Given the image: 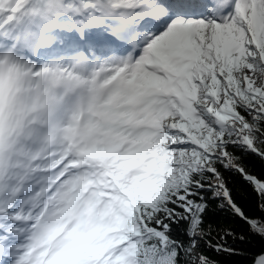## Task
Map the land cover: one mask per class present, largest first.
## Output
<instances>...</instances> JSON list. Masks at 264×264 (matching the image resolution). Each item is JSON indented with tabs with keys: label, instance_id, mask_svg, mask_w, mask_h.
Segmentation results:
<instances>
[{
	"label": "snow or ice",
	"instance_id": "obj_1",
	"mask_svg": "<svg viewBox=\"0 0 264 264\" xmlns=\"http://www.w3.org/2000/svg\"><path fill=\"white\" fill-rule=\"evenodd\" d=\"M253 156L264 0H0V264H264Z\"/></svg>",
	"mask_w": 264,
	"mask_h": 264
},
{
	"label": "trees",
	"instance_id": "obj_2",
	"mask_svg": "<svg viewBox=\"0 0 264 264\" xmlns=\"http://www.w3.org/2000/svg\"><path fill=\"white\" fill-rule=\"evenodd\" d=\"M250 168L253 170L254 173L257 175L264 174V165L253 156L250 157L247 161ZM236 184L235 187L241 189L238 199H241V202L245 204L246 209L248 210L250 215H259V211L256 207V200L253 196L249 195L251 193L250 188H245L244 185L240 183L239 177L235 178ZM210 221L216 224H223L225 222L230 223L233 227L236 228L237 232L246 231V226L243 225L238 220H232L230 217L226 216L224 213H216L209 217ZM238 248H244L247 250L248 253L251 255L248 257H233L230 260V264H251L252 256L259 253L262 250V242L256 238L252 239L249 243L243 245H236ZM205 254H207L210 258L215 259H223L219 257L213 250L205 248Z\"/></svg>",
	"mask_w": 264,
	"mask_h": 264
}]
</instances>
